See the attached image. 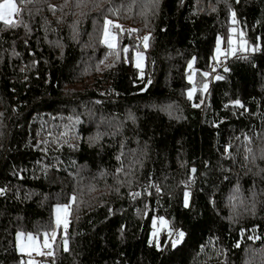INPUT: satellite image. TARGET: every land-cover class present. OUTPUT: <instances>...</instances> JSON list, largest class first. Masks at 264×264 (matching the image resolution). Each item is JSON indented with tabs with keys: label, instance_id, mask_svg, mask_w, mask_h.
I'll return each mask as SVG.
<instances>
[{
	"label": "trees",
	"instance_id": "obj_1",
	"mask_svg": "<svg viewBox=\"0 0 264 264\" xmlns=\"http://www.w3.org/2000/svg\"><path fill=\"white\" fill-rule=\"evenodd\" d=\"M17 6L0 22V264L63 203L48 264H264V0Z\"/></svg>",
	"mask_w": 264,
	"mask_h": 264
},
{
	"label": "rangeland",
	"instance_id": "obj_2",
	"mask_svg": "<svg viewBox=\"0 0 264 264\" xmlns=\"http://www.w3.org/2000/svg\"><path fill=\"white\" fill-rule=\"evenodd\" d=\"M2 2H3V0H0V3H2ZM15 14L16 13H14L13 16L11 17L12 20L14 19ZM110 25L112 26V24H110ZM112 28H113V26H112ZM234 32H236V31H234ZM234 32H233V29H232L231 30V35L229 37L228 56H232L236 49H242L243 50L244 47H245V42L242 39L237 41V38H236V35L234 34ZM114 36L115 35H112V34H109V36H108L109 43H111L113 45H114V41L115 40L112 39V38ZM221 43H222L221 40H217V42H216L215 60H219V55L223 52V48L221 46ZM143 44H144L143 47H145V43H143ZM87 59H88V57L85 55V53H83L81 58L78 59V61L79 62L81 60H86L87 61ZM81 63L84 65L86 62L83 61ZM133 63L140 70L143 69V66H144V54H143L142 51H134L133 52ZM219 63H223V62L219 61ZM87 66L88 67L90 66V63H88V61H87ZM213 75L214 74H212V76ZM81 82H83V81H81ZM188 197H189V194L187 193L186 196H185V200H187V202H188ZM58 205L59 206H64V205H68V204H65V203L56 204L53 207L52 227L48 231V233H49L48 242H49L50 245H52L51 248H48V247L44 246L43 233H45V232H43L42 234H32V233H28V232L18 231L16 233V239H15L16 251L20 255L19 256V260H18V264H48L47 261L41 262L38 259V257L43 255V256H45L46 259L48 258V256H49L48 253L50 251L52 252L53 244L55 243L56 238L59 237V235H65L64 221H65V219H67V221H68V217H69V215L66 216L63 211H61L59 214L57 213V206ZM57 215H59L60 221H61L59 227L56 226ZM163 221L166 222V223H162L161 222V218L160 219H156L155 220V227L153 226L152 231L150 233V237L149 238L151 240H154L156 243H158V241L160 240V237H161V234H162L163 230H166V228H168V222L165 219H163ZM52 231L56 232L55 240H53L51 238V232ZM20 233H24L25 235L23 237H20L19 236ZM153 233H156V234L153 235ZM28 234H31L35 238L34 241H29L27 239V235ZM22 247L24 249L23 251H21ZM41 253H43V254H41Z\"/></svg>",
	"mask_w": 264,
	"mask_h": 264
},
{
	"label": "snow or ice",
	"instance_id": "obj_3",
	"mask_svg": "<svg viewBox=\"0 0 264 264\" xmlns=\"http://www.w3.org/2000/svg\"><path fill=\"white\" fill-rule=\"evenodd\" d=\"M21 2H24V0H21ZM29 2H31V0H29ZM20 11H21V9L19 7H17V0H3V2L0 3V22L8 24L11 27H16L17 25L15 23H13L11 17L13 16L14 13H19ZM233 17H235V13H233ZM234 22H235V20H234ZM108 23H112V22L108 21ZM115 27L119 28L120 26L115 25ZM108 36H109V33L107 32V30H105V32H104L105 43H108L109 47H114L113 44L109 43ZM112 39H115V37H113ZM148 39H149V37H147V36L143 38V40L145 41V46H147L146 42L148 41ZM124 51L127 52V49L125 48ZM117 55H119V54L117 53ZM203 75L207 76L208 73H203ZM217 78L219 79V77H217ZM204 88L205 89L207 88L206 84L204 85ZM194 91H195V88H193L189 92V98L190 99L192 98V92H194ZM237 103H239V102L237 101ZM193 171H195V169H193ZM72 199L74 201L75 197H73ZM185 206H187V200H185ZM69 209H70V205H64V206L58 205L57 206V213L59 214L61 211H63L65 213V215L67 216V215H70ZM161 222L166 223L163 221V218H161ZM60 223H61L60 217H59V215H57L56 226L59 227ZM67 225H68V221H67V219H65V221H64L65 233L67 232ZM153 226L155 227V221H153ZM155 234L156 233H153V235H155ZM24 235H25L24 233L19 234L20 237H23ZM169 235L171 236V232H169ZM184 235H185V233L183 231L178 232L176 234V238L172 241V246L175 247L176 245L180 244L184 238ZM43 236H44V241H43L44 246L51 248L52 245H50L48 242L49 233L45 232V233H43ZM55 237H56V232L52 231L51 232V238L53 240H55ZM27 239L29 241H34L35 238L31 234H28ZM64 246H65V251H67L68 248H67V240L66 239L64 240ZM23 250L24 249L22 247L21 251H23ZM41 254H43V253H41ZM52 254L53 253L51 251L48 253V255H52Z\"/></svg>",
	"mask_w": 264,
	"mask_h": 264
},
{
	"label": "built area",
	"instance_id": "obj_4",
	"mask_svg": "<svg viewBox=\"0 0 264 264\" xmlns=\"http://www.w3.org/2000/svg\"><path fill=\"white\" fill-rule=\"evenodd\" d=\"M144 35H146V33H144ZM240 53H241V50H239V49L235 52V54H237V55H239ZM219 66H220V67L224 66V63H219ZM177 233H178V232H175V238H176V234H177ZM38 259H39L41 262H45V261H46V258H45V256H43V255L39 256Z\"/></svg>",
	"mask_w": 264,
	"mask_h": 264
},
{
	"label": "water",
	"instance_id": "obj_5",
	"mask_svg": "<svg viewBox=\"0 0 264 264\" xmlns=\"http://www.w3.org/2000/svg\"><path fill=\"white\" fill-rule=\"evenodd\" d=\"M111 29H112V26L110 25L109 30H111ZM169 231L172 233V229H170Z\"/></svg>",
	"mask_w": 264,
	"mask_h": 264
}]
</instances>
